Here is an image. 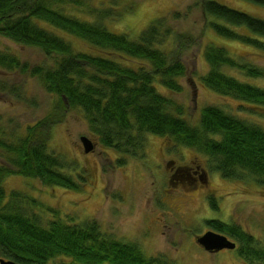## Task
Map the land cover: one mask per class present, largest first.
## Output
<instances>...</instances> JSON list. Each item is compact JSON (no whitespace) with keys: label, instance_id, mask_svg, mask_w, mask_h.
I'll return each mask as SVG.
<instances>
[{"label":"trees","instance_id":"trees-1","mask_svg":"<svg viewBox=\"0 0 264 264\" xmlns=\"http://www.w3.org/2000/svg\"><path fill=\"white\" fill-rule=\"evenodd\" d=\"M245 1L264 8V0ZM87 2L0 0V38L38 48L51 61L32 65L0 49V72L35 79L54 98L50 111L24 130L0 124V259L18 264H171L163 257L146 256L136 243L108 235L96 221L75 223L55 209L43 210L38 199L21 191L8 193L4 182L19 175L47 187L79 190L80 182L64 173L70 166L49 147L53 127L76 109L98 144L124 158L145 156L147 136L153 135L204 155L207 172L264 186V127L239 114L264 120V65L259 64L264 60V19L212 0L199 3L218 38L256 50L251 55L258 60L235 57L223 45L207 46L202 86L241 104L236 114L207 105L193 125L185 107L167 94L183 92L187 66L182 56L194 43L192 35L177 34L165 18L155 20L137 39L115 34L104 25L116 16L113 10L86 8L98 19L95 22L71 14V6L84 8ZM170 16L172 20L181 15L176 11ZM60 32L94 52L75 50ZM1 79L0 92L37 106L22 84ZM124 158L117 162L125 163ZM209 202L215 209V200ZM205 224L208 231L236 241L246 263L264 264V243L239 225L209 220Z\"/></svg>","mask_w":264,"mask_h":264},{"label":"rangeland","instance_id":"rangeland-1","mask_svg":"<svg viewBox=\"0 0 264 264\" xmlns=\"http://www.w3.org/2000/svg\"><path fill=\"white\" fill-rule=\"evenodd\" d=\"M87 1L84 8L71 6V14L95 22L98 19L94 14L89 15L90 10L101 13L113 10L116 16L105 20L104 25L115 34L137 39L155 20L165 18L169 19L177 34L192 35L194 43L182 56L187 66V75L181 81L183 92L178 95L167 92L169 97L185 107V116L191 124L198 123L207 105L238 113L240 102L215 95L202 86L200 77L208 70L203 51L212 44L223 45L233 56L253 60H258V57L251 54L258 52L218 38L207 26V19L199 7L202 0ZM212 1L264 19V8L245 0ZM86 8H90L89 11ZM176 11L181 16L170 20V15ZM60 34L75 50L94 52L83 41L69 34ZM0 49H8L32 65L51 62L38 48L20 47L2 38ZM260 60L259 64L264 65V60ZM0 78L8 84H22L24 94L29 99H37V106L33 107L7 92H0L2 126L9 129L12 125L24 130L50 111L54 98L43 91L37 80L1 72ZM239 114L264 127L263 119ZM81 137L89 138L94 144L87 153ZM49 147L66 166H70V170L66 169L64 173L80 182L79 190L47 187L39 180L12 175L4 182L8 193L21 191L38 199L43 210L55 209L61 217L72 218L75 223L96 221L108 235L123 242L136 243L146 256L163 257L171 264H248L240 257L237 248L209 253L197 244L196 237L209 230L205 224L208 220L239 225L244 232L264 243V186L249 179L226 180L219 172L209 170L207 185L193 188L185 180L188 179L186 169L194 167H189L193 160L207 169V159L191 149L173 147L165 138L148 135L145 156L141 159L124 158L98 144L90 135L82 113L76 109L67 112L63 122L53 127ZM123 158L125 163L117 162ZM170 161L181 166L179 176L185 180L186 186L173 187L175 180L168 176L166 164ZM0 164H3L1 158ZM209 198L215 200V209L211 207Z\"/></svg>","mask_w":264,"mask_h":264},{"label":"water","instance_id":"water-1","mask_svg":"<svg viewBox=\"0 0 264 264\" xmlns=\"http://www.w3.org/2000/svg\"><path fill=\"white\" fill-rule=\"evenodd\" d=\"M84 151L87 153L93 149V142L87 137H81L80 139ZM196 242L206 252L219 253L224 250H235L237 244L231 241L226 235L216 233L214 231H207L200 237H197ZM0 264H18L13 261H5L0 259Z\"/></svg>","mask_w":264,"mask_h":264},{"label":"flooded vegetation","instance_id":"flooded-vegetation-1","mask_svg":"<svg viewBox=\"0 0 264 264\" xmlns=\"http://www.w3.org/2000/svg\"><path fill=\"white\" fill-rule=\"evenodd\" d=\"M190 167L186 169V173L188 175V179H185L188 184H192L193 188H196L200 184L207 185L209 173L205 168H202L198 161H190ZM167 168H168V176L173 177L172 179L175 180V183L173 187L175 186H186L185 180L182 179L179 174L181 173V166L175 165L174 161L167 162ZM202 248V247H201ZM203 249V248H202Z\"/></svg>","mask_w":264,"mask_h":264}]
</instances>
